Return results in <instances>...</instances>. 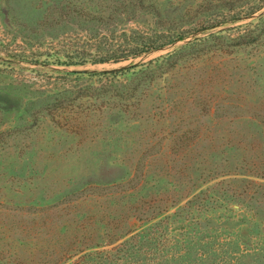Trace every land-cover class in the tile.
<instances>
[{"label": "rangeland", "instance_id": "374dc122", "mask_svg": "<svg viewBox=\"0 0 264 264\" xmlns=\"http://www.w3.org/2000/svg\"><path fill=\"white\" fill-rule=\"evenodd\" d=\"M263 7L0 0V264H264Z\"/></svg>", "mask_w": 264, "mask_h": 264}, {"label": "water", "instance_id": "95a60500", "mask_svg": "<svg viewBox=\"0 0 264 264\" xmlns=\"http://www.w3.org/2000/svg\"><path fill=\"white\" fill-rule=\"evenodd\" d=\"M264 14V7L259 10L258 12H256L255 14H252V15H249V16H246V17H241V18H237V19H234L232 21H229V22H226L225 24H220L218 26H215L211 29V31H217L219 29H221L223 26H226V25H231V24H235V23H244V22H250L252 20H254L255 18H257L258 16ZM163 51V49H162ZM0 60L2 61H7V62H13L14 59L12 58H7L3 55L0 54Z\"/></svg>", "mask_w": 264, "mask_h": 264}, {"label": "trees", "instance_id": "16d2710c", "mask_svg": "<svg viewBox=\"0 0 264 264\" xmlns=\"http://www.w3.org/2000/svg\"><path fill=\"white\" fill-rule=\"evenodd\" d=\"M147 47H151V46H147ZM183 48H181L179 51L175 52V53H180L182 51ZM104 59H100V61H103ZM113 72V71H112ZM105 73V72H104Z\"/></svg>", "mask_w": 264, "mask_h": 264}]
</instances>
